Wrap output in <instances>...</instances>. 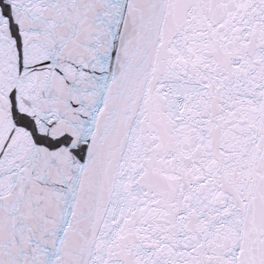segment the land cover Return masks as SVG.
<instances>
[{"label":"snow or ice","instance_id":"snow-or-ice-1","mask_svg":"<svg viewBox=\"0 0 264 264\" xmlns=\"http://www.w3.org/2000/svg\"><path fill=\"white\" fill-rule=\"evenodd\" d=\"M0 264H264V0H0Z\"/></svg>","mask_w":264,"mask_h":264}]
</instances>
